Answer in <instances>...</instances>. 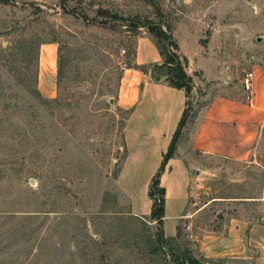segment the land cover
Returning <instances> with one entry per match:
<instances>
[{
	"label": "rangeland",
	"instance_id": "1",
	"mask_svg": "<svg viewBox=\"0 0 264 264\" xmlns=\"http://www.w3.org/2000/svg\"><path fill=\"white\" fill-rule=\"evenodd\" d=\"M147 21L171 32L192 82L187 121L220 80L243 97L264 62V0H0V264H207L205 230L264 217V130L248 158L209 156L191 172L187 217L163 244L119 190L129 111L115 98L137 36L152 38L130 26ZM183 50L218 77L188 74Z\"/></svg>",
	"mask_w": 264,
	"mask_h": 264
},
{
	"label": "crops",
	"instance_id": "2",
	"mask_svg": "<svg viewBox=\"0 0 264 264\" xmlns=\"http://www.w3.org/2000/svg\"><path fill=\"white\" fill-rule=\"evenodd\" d=\"M43 49L44 57L51 60L53 48L45 44ZM183 52L187 56V73L193 67L203 72L206 81L218 77V73L208 71L204 61ZM162 61L163 55L152 38L146 33L138 35L136 66L125 68L115 98L117 106L129 111L125 126L127 150L119 167L117 184L121 192L132 195L133 210L139 214L151 211L153 201L147 191L187 104L183 88L171 86L164 78L154 80L152 70L144 72L139 68ZM251 72L252 103L245 93L242 97L223 92L224 81L220 80L218 92L182 127L173 155L159 177V186L165 189L162 218L165 237L176 236L179 221L187 217L191 172L197 173L203 159L219 156L243 160L257 150L264 130V62L252 65ZM170 218L172 225L167 223ZM199 247L207 264H264V217L260 220L231 218L224 230H205Z\"/></svg>",
	"mask_w": 264,
	"mask_h": 264
},
{
	"label": "trees",
	"instance_id": "3",
	"mask_svg": "<svg viewBox=\"0 0 264 264\" xmlns=\"http://www.w3.org/2000/svg\"><path fill=\"white\" fill-rule=\"evenodd\" d=\"M5 1L15 3V0H5ZM26 4L34 5L35 3L29 2ZM62 8L66 9V5L62 4ZM156 12L161 17V11L158 8L156 9ZM68 13L73 14L71 11H68ZM163 26L164 24L162 22L157 23V22L147 21L143 24L140 23L133 24L130 26V29L133 31H137V29H139L140 27H144L151 34L152 40L159 49L160 53L162 55H165L166 57V59L162 61L160 64L153 65V68L151 69L152 78L154 80H160L161 78H164L171 86L176 88H183L188 96V92L192 86V82L184 72L182 64L179 61V57L171 50V46L173 45L171 32L168 29H164ZM167 43L169 47H167ZM139 68L142 71L146 72V69L143 66H140ZM163 68L166 69L165 74L164 73L162 74L160 71ZM155 69L159 70L160 74L162 75L161 77L153 76ZM40 95L41 94L39 93V96ZM187 119H188V107L186 104V107L182 113V117L171 138L168 149L163 155L162 162L157 172L154 174L151 184L149 186L148 196L153 200L150 211V218L157 220L159 226H162V218L164 216V194H165V189L159 186L160 173L163 170L167 160L173 155L177 138L180 135L182 127L187 122ZM154 187L158 188L157 193L153 192ZM159 241L161 242V244H163L164 242L162 227L161 230L159 231Z\"/></svg>",
	"mask_w": 264,
	"mask_h": 264
},
{
	"label": "built area",
	"instance_id": "4",
	"mask_svg": "<svg viewBox=\"0 0 264 264\" xmlns=\"http://www.w3.org/2000/svg\"><path fill=\"white\" fill-rule=\"evenodd\" d=\"M242 89L246 95L249 103H252L253 99V73L251 71L246 72L241 80Z\"/></svg>",
	"mask_w": 264,
	"mask_h": 264
},
{
	"label": "water",
	"instance_id": "5",
	"mask_svg": "<svg viewBox=\"0 0 264 264\" xmlns=\"http://www.w3.org/2000/svg\"><path fill=\"white\" fill-rule=\"evenodd\" d=\"M257 40L260 41V37H257ZM167 47H169L168 43H167Z\"/></svg>",
	"mask_w": 264,
	"mask_h": 264
}]
</instances>
